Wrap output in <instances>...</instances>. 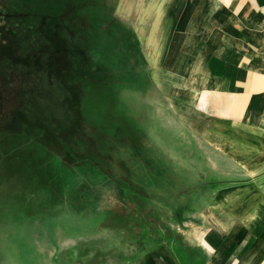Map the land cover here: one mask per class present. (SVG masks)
<instances>
[{"label": "rangeland", "instance_id": "374dc122", "mask_svg": "<svg viewBox=\"0 0 264 264\" xmlns=\"http://www.w3.org/2000/svg\"><path fill=\"white\" fill-rule=\"evenodd\" d=\"M181 2L0 0V264L182 257L257 173L185 122Z\"/></svg>", "mask_w": 264, "mask_h": 264}, {"label": "crops", "instance_id": "0c3cea01", "mask_svg": "<svg viewBox=\"0 0 264 264\" xmlns=\"http://www.w3.org/2000/svg\"><path fill=\"white\" fill-rule=\"evenodd\" d=\"M178 6L192 15L179 20L189 46L185 122L211 133L231 125L219 146L233 161L257 165V173L217 189L200 218L208 227L192 234L182 257L163 244L126 264H264V0H185ZM188 52L196 60L190 69Z\"/></svg>", "mask_w": 264, "mask_h": 264}]
</instances>
